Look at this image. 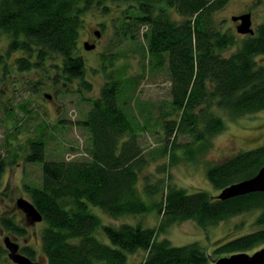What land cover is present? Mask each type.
<instances>
[{
	"label": "trees",
	"instance_id": "16d2710c",
	"mask_svg": "<svg viewBox=\"0 0 264 264\" xmlns=\"http://www.w3.org/2000/svg\"><path fill=\"white\" fill-rule=\"evenodd\" d=\"M230 1L0 0V34L7 39L6 56L19 53L14 66L21 73H41V78L29 81L28 87L34 85L32 91H38L46 76V63L52 62L48 68L61 72L51 78L53 84L60 79L78 81L77 92L89 106L84 118L76 123L87 134L83 160L45 159L44 129L42 136L25 143V163L41 167L40 183L23 186L42 217L41 248L48 264H127L126 254L140 251L146 256L138 264H214L211 254L199 243L176 247L166 239L160 240L159 235L174 223L193 220L206 229L254 212L255 230L215 245L212 255L246 253L264 245V193L221 201L204 191L188 193L170 185L164 188L162 180L146 182L142 193L138 190L139 173L148 161L138 137L148 131L154 106L139 107L143 119L140 124L127 104L134 96L128 100L121 96L130 93V80L110 73L98 96L88 99L82 93L91 89L78 53L82 17L93 8L107 14L110 4H125L127 8L121 10L114 24L115 34L134 40L137 33L146 44L149 69L163 68L170 84V100L158 106L156 123L161 126L164 144L154 154L168 157L170 165L178 162L177 151L186 160L195 159L209 148V138L224 129L215 109L232 119L264 110V67L255 60L264 56V24L253 36L246 35L234 53L221 56L226 48L235 46L236 39L217 30L212 15ZM173 10L177 20L172 17ZM20 106L27 114L28 104ZM178 136H188L189 140L177 143ZM6 165L0 151V181ZM263 165L264 145L211 166L206 176L222 191L253 178ZM158 191L159 201L144 200ZM151 206L160 216L157 227L129 222L103 225L98 217L102 213L115 220L134 217L148 213ZM99 228L108 245L95 237ZM0 229L16 235L25 233L13 217L1 216ZM21 250L34 260L31 249L24 246ZM3 251L0 248V255Z\"/></svg>",
	"mask_w": 264,
	"mask_h": 264
},
{
	"label": "rangeland",
	"instance_id": "374dc122",
	"mask_svg": "<svg viewBox=\"0 0 264 264\" xmlns=\"http://www.w3.org/2000/svg\"><path fill=\"white\" fill-rule=\"evenodd\" d=\"M126 8L125 4H110L107 14L93 8L87 10L82 17L83 26L79 30L78 53L84 60L86 67L84 77L91 87L90 92L82 93L85 98H94L98 96L107 75L121 74L122 78L132 82L130 93H122L121 96L122 100H128L134 96L133 101L128 100L127 104H130L128 107L133 110L136 117H139L138 109L143 107L141 105L154 106L150 113L152 120L149 122L148 131L138 137L143 154L148 158L146 165L139 173L137 186L141 193L146 182L155 184L158 180H162L164 188L170 185L185 189L188 193L204 191L216 197L221 191L210 184L206 176L207 170L241 151H251L264 145V110L232 119L222 110L215 109V113L222 118L225 126L219 134L209 138V148L206 151L200 152L193 160H186L187 158L177 151L176 156L179 160L173 165L169 164L168 157H157L154 153L164 144L161 126L156 124L159 117L158 106L170 100V84L167 83V73L163 68L159 71L149 69L146 44L137 36V33L134 35V40L115 34L114 24L116 25L121 10ZM246 12L252 16L251 26L256 32L258 26L264 24V0H231L222 11L212 15L215 28L236 39L235 46L226 48L221 56L228 57L234 53L246 38V35L237 33L236 23L232 21L234 16H240ZM172 17L175 20L178 19L174 10ZM97 30L102 34L97 42L98 48L95 51H85L83 42L87 40V37L93 38L88 34ZM142 30L141 28L139 31L140 35ZM6 48L7 39L2 33L0 34V56H2L0 62V151L5 156L7 165L0 181V217H13L17 225L24 228L25 233L16 235L0 229V248L4 249V234L14 236L21 248L26 246L32 250L34 263L48 264L41 248L44 224L29 225L23 212L15 208L18 199L24 198L29 201L23 184L38 185L41 181L40 165L24 161L28 152L25 143L29 138L36 139L42 136L41 131L44 129L45 159L83 160L87 134L76 123L84 118L89 106L77 92L78 81L66 82L60 79L58 84H53L51 78L61 72L48 68L52 62L46 63L47 72L46 76L42 77L43 84L38 86L37 92H33L34 85L28 87V82L37 81L36 79L41 78V73L37 70L25 73L17 71L14 58L18 57L19 53L8 57ZM255 60L257 65L264 67V56H257ZM48 94L51 98L47 100L44 97ZM21 104H28L27 114L23 112ZM175 118L176 116H170L172 120ZM142 120V117H139L140 124L143 123ZM188 140V136L177 137V143L180 144L187 143ZM144 200L159 201V191L151 197H144ZM98 217L103 225L129 222L150 228L157 227L160 223V216L154 206L150 207L148 213L134 217H119L120 219L115 220L103 213L102 218L99 215ZM254 218L255 212L244 213L206 229L199 228L193 220L174 223L159 235V239H166L171 246L176 247L193 244V242L199 243L208 254H211L210 260L215 262L228 255L213 256L214 246L235 236L254 231ZM94 235L102 243L109 244L101 228L97 229ZM263 248L264 245H258L246 253L251 255ZM126 255L127 264H138L146 256L144 251ZM0 264H13L7 258L6 251L0 255Z\"/></svg>",
	"mask_w": 264,
	"mask_h": 264
},
{
	"label": "water",
	"instance_id": "95a60500",
	"mask_svg": "<svg viewBox=\"0 0 264 264\" xmlns=\"http://www.w3.org/2000/svg\"><path fill=\"white\" fill-rule=\"evenodd\" d=\"M233 22L239 21L240 23L236 26L237 33L245 36H253L254 30L252 29V20L250 13H244L240 16H234L232 18ZM99 35V34H98ZM86 51L92 50L95 47L88 45V43L83 44ZM48 100L51 96L45 95ZM253 192L264 193V165L251 179L242 180V182L233 183L232 185L222 189L219 195L216 196L218 200L232 199L233 197H240L246 194H253ZM15 208L23 212L26 221L29 225L40 223L42 217L40 216L37 209L28 200L21 198L15 203ZM4 247L8 251V259L15 264H39L37 262L31 261L25 255L19 253L18 244L15 239H10L9 237L3 238ZM214 264H264V248L257 250L255 253L249 255L247 253H235L225 258H220L215 260Z\"/></svg>",
	"mask_w": 264,
	"mask_h": 264
},
{
	"label": "flooded vegetation",
	"instance_id": "af4514ba",
	"mask_svg": "<svg viewBox=\"0 0 264 264\" xmlns=\"http://www.w3.org/2000/svg\"><path fill=\"white\" fill-rule=\"evenodd\" d=\"M246 13H248V12H246ZM251 16V15H250ZM251 18H252V16H251ZM236 23V26L240 23L239 21H236L235 22ZM235 26V27H236ZM99 34V35H98ZM88 35H90V36H93V38H89V37H87V40L86 41H84L83 42V44L84 43H88V45H90V46H94L95 48L94 49H92V50H88V51H95L97 48H98V45H97V42H98V40L100 39V37H101V35L102 34H100V31H94V32H92V34H88ZM86 51V50H85ZM87 51V52H88ZM4 237H9L10 239H15V237L13 236H9V235H7V234H4V236H3V238ZM16 240V239H15ZM18 244V243H17ZM4 249V251H6L7 252V257H8V251L5 249V247H3ZM23 248V247H22ZM20 246H19V244H18V250H19V253L20 254H22L23 256L25 255V254H23L22 253V249Z\"/></svg>",
	"mask_w": 264,
	"mask_h": 264
}]
</instances>
